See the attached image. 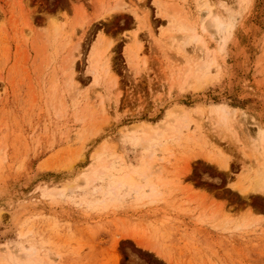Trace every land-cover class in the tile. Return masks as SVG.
Masks as SVG:
<instances>
[{"label": "rangeland", "instance_id": "obj_1", "mask_svg": "<svg viewBox=\"0 0 264 264\" xmlns=\"http://www.w3.org/2000/svg\"><path fill=\"white\" fill-rule=\"evenodd\" d=\"M0 264H264V0H0Z\"/></svg>", "mask_w": 264, "mask_h": 264}, {"label": "bare ground", "instance_id": "obj_2", "mask_svg": "<svg viewBox=\"0 0 264 264\" xmlns=\"http://www.w3.org/2000/svg\"><path fill=\"white\" fill-rule=\"evenodd\" d=\"M205 11H207V13L209 12V10H208V8H207V6L205 7V9H204ZM217 14H219L218 12H217ZM203 28V30H202V33L204 34V33H206L207 31H208V29H211V28H213V29H215L216 30V28H217V31H218V33L219 32H224V30H225V24L224 23H222L221 22V20H219V18L216 16V14H214V12L212 11V13H209L208 14V17H207V20H206V23H205V25H204V27H202ZM55 29V28H54ZM187 38H188V36H185L184 37V39L186 40V42H187ZM207 41V40H206ZM206 41H205V39H204V37H203V35H199V34H197V33H193L192 34V42H194V43H197L198 44V47H199V49H201V51L203 50L204 52H206V54L208 55L209 53H210V47L208 46V44L206 43ZM184 43H185V41H184ZM66 45V47L68 46V44H65ZM135 51V50H134ZM132 53V52H131ZM135 55H136V53H135ZM135 57V56H134ZM93 86H97V84H98V81H99V76L100 75H102V74H104V75H108L109 73H110V56H109V53H108V49L107 48H104V46L101 44V46H100V48L98 49V51H97V53H96V56L93 58ZM71 74L67 77V80L68 81H70V82H73L74 80H73V73L72 72H70ZM109 76H110V74H109ZM108 76V77H109ZM113 77V76H112ZM111 76H110V78H108V79H106V80H110L111 78H112ZM190 77V76H189ZM191 78V77H190ZM195 80V79H194ZM103 81V80H102ZM196 81V80H195ZM109 84V83H108ZM94 88V87H93ZM91 90V89H90ZM96 91V90H95ZM99 91V90H98ZM88 92V91H87ZM91 92V91H90ZM97 94V93H96ZM98 94H99V92H98ZM100 95V94H99ZM87 96H89L88 95V93H87ZM99 98H100V96H99ZM99 106H100V112L102 113V114H106L105 113V111L107 112V110H106V108H104L103 107V102H101L100 101V103H99ZM224 108V107H223ZM220 109H222V108H220ZM182 110V112L181 113H183V112H185V109H181ZM180 110V111H181ZM223 110V109H222ZM220 111V110H219ZM89 112V111H88ZM223 113H225L224 111H222ZM87 114V113H86ZM90 114V113H89ZM184 114V113H183ZM178 115V114H177ZM182 115V114H181ZM221 115H222V113H221ZM86 117V116H85ZM178 117V116H177ZM82 119V118H81ZM84 119V118H83ZM100 119V118H99ZM173 119H175V116L173 117ZM172 119V120H173ZM176 120H177V118H176ZM175 121V120H174ZM179 122V121H178ZM145 131H147V130H145ZM147 138H143L142 139V141H141V145L142 146H146V142H147V140H146ZM148 144V143H147ZM147 147V146H146ZM207 159H208V161L209 162H212L213 163V161H215V159H214V157L212 156V155H207ZM148 160V159H147ZM219 161H221V160H219ZM149 162V160L147 161V165L149 166L150 165V163H148ZM220 163V162H219ZM222 164V163H221ZM220 164V165H221ZM227 164V163H226ZM226 164H222L225 168H227L226 166ZM100 166V165H99ZM222 166V167H223ZM221 167V166H220ZM96 169H98L99 170V168H98V166L97 165H95V166H93L92 167V169L90 170V174L92 175L93 173H95L96 172ZM99 173V172H98ZM97 174V173H96ZM90 175V176H91ZM123 180L124 181H126V182H131V183H134L135 181H134V178L130 175V174H126L124 177H123ZM247 188V187H246ZM250 188V187H249ZM252 189H253V186L251 187ZM250 188V189H251ZM254 188H255V186H254ZM251 189V190H252ZM246 191H248L247 189H246ZM23 259L25 260V259H28V255H26V254H24L23 255ZM20 260H21V258H20ZM20 262V261H19ZM18 262V263H19ZM17 263V262H16Z\"/></svg>", "mask_w": 264, "mask_h": 264}]
</instances>
